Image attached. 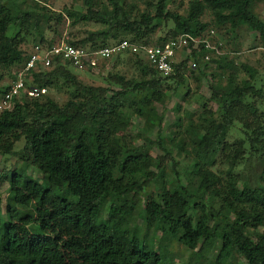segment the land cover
Returning <instances> with one entry per match:
<instances>
[{
  "label": "trees",
  "instance_id": "obj_1",
  "mask_svg": "<svg viewBox=\"0 0 264 264\" xmlns=\"http://www.w3.org/2000/svg\"><path fill=\"white\" fill-rule=\"evenodd\" d=\"M171 1H150L155 13H135L129 0H82L79 8L59 12L44 0L13 8L0 0V101L10 87L1 85L4 71L16 79L31 57L33 51L22 47L26 39L36 35V45L53 47L46 33L65 20L102 26L69 42L87 51L124 40L149 45L158 27L169 32L156 45L186 33L208 34L206 12L234 40L247 28L264 47V20L255 12L264 0H190L187 15L170 11ZM206 54L203 47L190 48L165 78L143 56L124 52L116 57L137 66L139 77L110 73L100 86L74 77L71 61L57 59L30 72L27 87L47 93L36 98L22 93L0 114V154L22 160L5 177L10 192L7 219L0 215V264H175L174 242L191 251L188 264H232L237 258L264 264V73L238 66L227 55L212 56L206 63L215 65L210 98L201 110L176 118L170 147H164V117L155 105L165 103L170 82L184 87L193 70L188 63L200 67ZM49 90L65 92L68 99L61 104ZM128 107L144 121L141 144L127 138L133 124ZM153 130L158 140L149 136ZM156 144L163 156L151 153ZM171 150L191 162L185 180L176 172L175 185L167 174ZM172 166L176 169L175 161ZM30 167L40 171V180L28 173ZM138 220L146 224L140 239Z\"/></svg>",
  "mask_w": 264,
  "mask_h": 264
},
{
  "label": "rangeland",
  "instance_id": "obj_2",
  "mask_svg": "<svg viewBox=\"0 0 264 264\" xmlns=\"http://www.w3.org/2000/svg\"><path fill=\"white\" fill-rule=\"evenodd\" d=\"M32 0H4L8 7H18L19 3L24 2L22 7H26L31 4ZM48 6H50L55 11H62L65 8H71L72 6L79 8L82 4V0H44ZM150 1L154 0H129V2H134L137 10L135 13H142L145 11H150L151 7L148 5ZM190 0H172L169 5V10L180 15H187ZM155 13V11L151 10ZM255 12L264 20V1L258 2L255 6ZM203 22L210 25L206 33L210 31L215 32V38L213 41H217L222 44L223 55L229 56V58L236 62L238 66L242 63L253 66L257 68L261 73H264V47L260 36L257 33L250 32L247 28H242L239 32L237 39H233L232 34L228 33L226 28H216L214 26V17L210 12H206L202 17ZM102 29L101 25L94 23L77 24L72 26L70 20H65L61 23L53 32L48 31L46 36L48 40L54 41V45L61 44L63 42L68 43L70 41L77 42L82 38L86 37L89 31H97ZM168 30L164 27H158L156 33L151 38L150 45H156V41L168 34ZM9 36L16 34V29L11 28L8 32ZM40 38L38 36H29L26 39V43L22 46L28 52H32L35 45L39 44ZM46 46V45H45ZM214 54L211 55V57ZM204 62L200 67L196 69L187 71V81L186 85L179 87L175 82H170L171 89L167 91V99L164 104L157 103L155 105V110L164 117L163 121V133L162 138L165 140L164 147L169 149V141L172 138V131L176 130V118L178 116H185V111L197 112L201 110V106L207 99L210 98V86L212 84V74L215 70V65L212 63L206 64ZM207 65V66H206ZM188 66L192 67V61L188 63ZM207 67L206 73L203 72ZM72 75L79 80H81L87 86H100L105 85L107 82L108 75L111 74H121L126 76L128 79H135L139 77V70L137 66L132 65V63L127 62L126 57H113L108 60H100L98 67L91 69L89 71H81L76 68H71ZM4 78L1 81L2 86H9L15 79V73L11 71H4ZM245 74H241V77H245ZM48 94L54 98L57 102L63 104L68 99V94L65 92H56L49 90ZM181 105V110L177 112L176 106ZM125 114L132 120L133 124L130 132L127 135L128 139L136 141L137 144L142 143L140 135L145 131L144 121L142 118L134 113L132 108L125 109ZM149 136L152 140L157 139V130L148 131ZM25 145V141L22 140L15 145L14 150L20 152ZM174 161L176 162V169L172 166V160H168L167 164V174L171 178L172 184L178 183V176L176 172L181 175V179H186L190 174L191 162L183 152L173 151ZM154 156H163L164 151L156 144L151 152ZM22 166L21 157L18 155H5L0 154V196L3 199V203L0 206V215L6 220V202L10 192L9 183L6 180V175L9 171L13 169L20 168ZM176 170V171H175ZM28 173L35 177L36 179H41L40 171L35 167H30ZM153 190V188H152ZM144 197H141L138 205L143 206ZM191 215L196 217L197 213L191 211ZM146 229V224L142 220H138L136 225V236L140 239L143 237ZM191 251L177 243L174 242L170 248V256L174 260L175 264H188ZM213 257L209 256L208 261H211ZM230 264V263H229ZM232 264H244L242 259L237 258Z\"/></svg>",
  "mask_w": 264,
  "mask_h": 264
},
{
  "label": "built area",
  "instance_id": "obj_3",
  "mask_svg": "<svg viewBox=\"0 0 264 264\" xmlns=\"http://www.w3.org/2000/svg\"><path fill=\"white\" fill-rule=\"evenodd\" d=\"M213 38H215V32L212 30L208 34L201 35L182 34L175 40H171L163 45H138L124 40L96 51H87L65 42L53 47L42 44L36 45L30 59L19 70L16 79L10 84L9 90L2 97L0 101V114L5 110H11L14 99L19 98L22 93H27L30 97L34 98L46 94V89L37 87L28 88L26 82L31 71L37 70L39 66L49 67L57 59L71 61L78 70L84 71L89 68L98 67L100 60L112 59L124 52H131L143 56L161 76L167 78L174 73V65L185 60L190 48L198 49L203 47L208 51V54L204 57L205 62L210 61L212 54L222 56V44L215 43ZM197 67V63L194 62L192 68L196 69Z\"/></svg>",
  "mask_w": 264,
  "mask_h": 264
}]
</instances>
